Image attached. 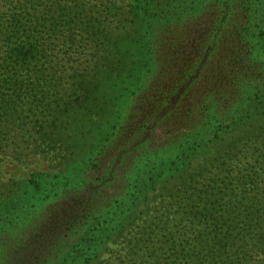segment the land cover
I'll use <instances>...</instances> for the list:
<instances>
[{
  "label": "trees",
  "instance_id": "16d2710c",
  "mask_svg": "<svg viewBox=\"0 0 264 264\" xmlns=\"http://www.w3.org/2000/svg\"><path fill=\"white\" fill-rule=\"evenodd\" d=\"M156 1L164 16L193 13L203 4ZM213 3L222 6L220 15L230 8L238 17L239 26L225 34V49L264 48L261 2L243 0L238 9L232 0ZM95 6L0 0V160L48 155L59 139L71 148L96 131L91 166L102 173L69 225L58 228L60 219L47 205L57 197L59 180L37 176L25 183L27 191L5 184L0 243L9 244L0 251V264H264V96L255 98L256 108L247 102L241 116L224 117L228 99L197 80L183 81L186 72L196 77L200 65V46L192 45L190 61L177 73L179 88L192 95L155 97L148 94L151 86L137 94L153 83L142 80L140 66L131 83L120 81L122 88L108 96L100 87L103 74L116 73L110 16ZM258 8L262 12L253 19ZM102 112L109 126L93 127ZM124 115L129 135L109 152L106 144ZM128 154L133 160L121 181L124 189L109 193L107 172Z\"/></svg>",
  "mask_w": 264,
  "mask_h": 264
},
{
  "label": "rangeland",
  "instance_id": "374dc122",
  "mask_svg": "<svg viewBox=\"0 0 264 264\" xmlns=\"http://www.w3.org/2000/svg\"><path fill=\"white\" fill-rule=\"evenodd\" d=\"M82 1L88 6L94 4L95 7L102 6L99 12L104 11L103 13L110 16V21L106 23L107 25L110 23L112 30L111 57L116 73L103 74V86L100 87L108 96L122 88L120 81L131 83L133 81L131 77L140 66H143L146 75H143L142 80L153 83H144L137 94L142 95L145 90L141 89L151 86L148 94L155 97L192 95L187 90L180 89V85L177 84L179 68L186 65L187 60L190 61L188 55L191 45L193 50L196 46H200L199 57L196 59L200 65L194 70L196 77L192 75L190 77V72H186L183 81L191 83L197 80L198 85H207V90L212 91L213 95L228 99V104L223 109L224 117L241 116L245 112L247 102L252 108H256L255 98L264 96V48L257 50L244 48L242 52H238L240 50L228 49L231 44L227 49L224 47L227 31L239 26L237 14L232 16L234 11L230 8L220 15L219 10L222 6L217 8L214 3L210 4L212 0H202L201 7L193 13L185 12L182 15L171 11L169 16H164L156 11L159 3L156 0H141L140 6L134 0ZM242 1L232 0L233 8L238 9L237 2ZM254 1L261 2L264 7V0ZM257 10L258 12L254 10L253 19L260 15V11L262 12L261 8ZM166 17H169L168 22L164 20ZM114 18L117 19L113 21ZM106 23H104L105 27H107ZM242 23L244 22L241 20L240 25ZM231 41L229 38L228 42L232 43ZM210 50H212L211 54ZM116 85L120 88L115 89ZM131 112L136 114V109ZM80 116H83V113ZM94 117L96 124L93 127L103 125L107 128L111 122L107 112L105 114L102 112L101 117ZM126 118L128 115L122 117L120 129L112 132L115 136L106 144L109 152L123 141L124 135H129ZM85 119L83 118V121ZM139 121H142L141 117L136 116L134 123H138V131H141L143 128ZM89 128L90 125H87L86 130L89 131ZM95 133L96 131H92L84 138H79L71 148L59 139L54 146L51 145L48 155L32 158L29 156L22 161L0 160V199L7 192L5 184L16 183L21 191H27L25 183L34 180L37 176L47 180H59L60 182L56 183L57 197L49 202L47 207L48 210L53 211V219H60L54 222L57 228L60 225H69L70 217L76 207H79L80 201L100 184L99 180L102 178L101 171L92 169L91 166L93 159L90 156V149ZM159 134L160 129L155 131L157 142H159ZM96 157L100 158L99 155ZM132 160V155L128 154L121 158L116 168L108 170L107 175L111 183L108 182L106 188L109 193L114 189L119 191L124 189L121 181L128 172V165H131ZM89 167L90 169L85 170ZM109 204L110 200L104 207L108 208ZM40 241L46 240L42 238ZM8 244L2 241L0 251L2 248L5 251ZM8 253L9 251L6 250L4 254L8 255ZM0 259L3 262L1 256Z\"/></svg>",
  "mask_w": 264,
  "mask_h": 264
}]
</instances>
